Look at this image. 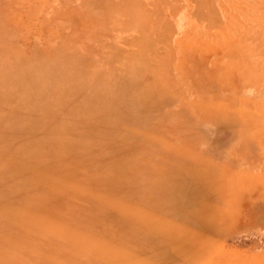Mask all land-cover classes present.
<instances>
[{"label":"rangeland","instance_id":"rangeland-1","mask_svg":"<svg viewBox=\"0 0 264 264\" xmlns=\"http://www.w3.org/2000/svg\"><path fill=\"white\" fill-rule=\"evenodd\" d=\"M0 264H264V0H0Z\"/></svg>","mask_w":264,"mask_h":264},{"label":"bare ground","instance_id":"bare-ground-1","mask_svg":"<svg viewBox=\"0 0 264 264\" xmlns=\"http://www.w3.org/2000/svg\"><path fill=\"white\" fill-rule=\"evenodd\" d=\"M163 3V2H162ZM133 4V3H132ZM118 11H119V9H118ZM129 13V12H128ZM127 15V14H126ZM167 19V18H166ZM134 23V22H133ZM145 24V23H144ZM154 25V24H153ZM143 27V26H142ZM154 27V26H153ZM150 28V27H149ZM142 33V32H141ZM131 43H129V45H130ZM151 49V48H150ZM128 50V49H127ZM127 50H125V51H127ZM134 50V49H133ZM146 50V49H145ZM130 51V50H129ZM148 51V50H147ZM141 53V52H140ZM124 56H126V55H124ZM128 56V55H127ZM137 58V57H136ZM126 59H127V57H126ZM146 66H144V68H145ZM144 70V69H143ZM145 73V72H144ZM96 75V74H95ZM106 87V86H105ZM108 87V86H107Z\"/></svg>","mask_w":264,"mask_h":264}]
</instances>
